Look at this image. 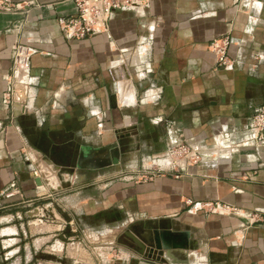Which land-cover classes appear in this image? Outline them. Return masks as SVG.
I'll use <instances>...</instances> for the list:
<instances>
[{
    "label": "crops",
    "instance_id": "obj_1",
    "mask_svg": "<svg viewBox=\"0 0 264 264\" xmlns=\"http://www.w3.org/2000/svg\"><path fill=\"white\" fill-rule=\"evenodd\" d=\"M75 15L74 0H0V206L28 219L8 230L23 252L45 264H264V148L216 145L264 107V0H151L69 40L57 22ZM225 36L228 69L209 49ZM15 44L33 50L25 110L4 104ZM183 142L210 149L204 165L137 184L105 172L130 155L162 166ZM114 145L120 163L104 167ZM155 228L184 246L153 254L152 241L142 254L125 237ZM111 229L124 240L95 248V231Z\"/></svg>",
    "mask_w": 264,
    "mask_h": 264
},
{
    "label": "built area",
    "instance_id": "obj_2",
    "mask_svg": "<svg viewBox=\"0 0 264 264\" xmlns=\"http://www.w3.org/2000/svg\"><path fill=\"white\" fill-rule=\"evenodd\" d=\"M241 6H248L258 0H237ZM76 15L72 18H59L58 27L69 40H80L92 35L107 33L116 13L144 14L151 0H74ZM8 9V8H7ZM234 45L231 37L225 36L215 39L210 45V51L216 59L219 68L228 69L236 64L230 57V51ZM33 50L22 44H15L11 49V73L8 76V89L4 96V104L9 107L19 102L25 110L28 107L30 86L28 85L29 64ZM264 60V56H258L256 61ZM224 142L225 146L216 142L217 148L223 147L224 151L233 149L238 143H243V149L259 150L264 148V107L259 109L251 119L245 135L241 138H233L230 135ZM227 142V143H226ZM239 147V146H238ZM210 149L203 143L183 142L178 145H170L165 151L162 166L153 169H144L139 173L140 179L145 182L157 177H164L173 172H179L190 166L204 165L208 158L206 155ZM217 165H213L216 167ZM37 174V173H36ZM147 175V176H146ZM14 188L9 193H13ZM6 197H11L8 195ZM187 206H198L191 199L186 201ZM220 208L216 205L215 209Z\"/></svg>",
    "mask_w": 264,
    "mask_h": 264
},
{
    "label": "rangeland",
    "instance_id": "obj_3",
    "mask_svg": "<svg viewBox=\"0 0 264 264\" xmlns=\"http://www.w3.org/2000/svg\"><path fill=\"white\" fill-rule=\"evenodd\" d=\"M125 151V149H122V151ZM134 151L135 149H130L129 151ZM135 152V151H134ZM132 153V152H130ZM129 153V154H130ZM134 155H130L129 159H134V160H130V163L125 164L122 166L121 170L119 171L116 167H111L107 170H105V172L110 173V181L111 183H116L117 181H119L120 179H123L124 181H127V183H133V184H137V183H144L145 179L143 177V179L139 178V173H143V171H145L144 169H153L156 166V164L152 163L151 160L147 161L146 163H143L141 161V159H137V157H133ZM126 167V168H125ZM147 176V175H146ZM150 182V181H147ZM64 207V204H61ZM60 205V206H61ZM61 209H63L62 207H60ZM11 209L14 210V208H10L8 206H4L1 205L0 206V233H4V235H8V236H4L3 238L0 237V264H45V262L43 260L41 261H36L35 259L30 261L28 254L26 255L25 252H23L22 245H23V241L20 236H21V231L16 232L17 236L13 237L15 232H8L9 229H13L16 231V228L14 227L15 225L18 226V223L21 222L23 225L27 223V220L25 218V216L23 214H21L20 218H17L16 216H14L12 214L13 210L10 211ZM58 210V208H57ZM15 212V211H14ZM54 219L51 218V221H53ZM108 230V229H106ZM103 230L100 231H95V236H97V238L94 240L95 244L94 247H102L103 243L102 240L105 239L106 237H111V239H113L115 236H119L120 240H124V237L122 235L121 230H110V234H105L102 232ZM100 232V233H99ZM11 233V234H10ZM108 233V232H105ZM99 237V238H98ZM13 238V240H9ZM4 250H9L10 253V258L9 260L7 259V257L4 254ZM1 252L4 254H2L1 256ZM7 252V251H6ZM113 255H117L116 253H112ZM117 259V258H116ZM49 262V261H47ZM64 264H70L71 260L69 259H65L64 258ZM103 263V262H102Z\"/></svg>",
    "mask_w": 264,
    "mask_h": 264
},
{
    "label": "water",
    "instance_id": "obj_4",
    "mask_svg": "<svg viewBox=\"0 0 264 264\" xmlns=\"http://www.w3.org/2000/svg\"><path fill=\"white\" fill-rule=\"evenodd\" d=\"M121 149L118 145H114L106 150V157L104 162V167H111L113 165H118L121 159ZM125 237L130 239L134 246L138 249V251L144 254L149 247L152 245V241L155 243V247L152 250L153 254H157L158 252L162 253L163 250H167L165 244V236L162 232H160L157 228L154 230H147L142 232H126ZM170 248V247H168Z\"/></svg>",
    "mask_w": 264,
    "mask_h": 264
},
{
    "label": "bare ground",
    "instance_id": "obj_5",
    "mask_svg": "<svg viewBox=\"0 0 264 264\" xmlns=\"http://www.w3.org/2000/svg\"><path fill=\"white\" fill-rule=\"evenodd\" d=\"M164 236H165V244L168 245V244H171L173 242V244L176 246V247H183L184 246V242L182 241H177V237L173 238V235L172 234H169V233H163ZM172 253V252H171Z\"/></svg>",
    "mask_w": 264,
    "mask_h": 264
}]
</instances>
